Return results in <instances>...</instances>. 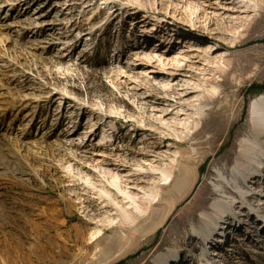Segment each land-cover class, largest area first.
I'll use <instances>...</instances> for the list:
<instances>
[{"label":"rangeland","instance_id":"obj_1","mask_svg":"<svg viewBox=\"0 0 264 264\" xmlns=\"http://www.w3.org/2000/svg\"><path fill=\"white\" fill-rule=\"evenodd\" d=\"M239 1L249 3L252 14L240 19L224 14L227 0L4 1L0 264H160L158 257L174 250L177 255L169 264H264V201L255 200L251 208L226 186L225 198H236L237 207L246 213L243 222L236 217L243 215L239 211L217 229L218 235L224 228L232 233L223 242L230 246L228 257H212L218 245L192 232L200 214L219 199L216 174L230 175L239 145L249 133L251 104L264 94V0L235 3ZM198 36L213 39L220 49L217 59L206 60L202 51L207 44L194 40ZM186 42H198L199 59L181 65H208L206 73L193 68L206 91L207 101L196 116L203 130L190 142L180 131L182 138L171 143L180 152L194 153V160L182 162L193 168L189 190L182 198L175 192L165 194L175 200L166 222L132 239L125 249L114 246L111 255L78 258V230L85 229L87 236L96 233L104 213L84 179L88 174L98 178L94 172L102 156L109 165L136 169L135 161L158 147L159 135L138 131L144 120L158 127L143 111L150 108L144 96L155 93L143 77L147 67L166 71L152 54L156 48L172 49L176 56L188 51ZM165 165L177 176L176 162ZM262 173L253 178L264 181ZM148 179L146 183H153ZM249 181L241 185L247 187ZM160 184L171 191L170 182ZM250 191L253 198L258 196ZM163 213L158 215L161 221ZM115 232L114 228L109 235ZM54 243L68 245L65 255L52 257ZM36 247L48 256L38 255Z\"/></svg>","mask_w":264,"mask_h":264},{"label":"bare ground","instance_id":"obj_2","mask_svg":"<svg viewBox=\"0 0 264 264\" xmlns=\"http://www.w3.org/2000/svg\"><path fill=\"white\" fill-rule=\"evenodd\" d=\"M4 1L6 0H0V12L5 8ZM249 5V3H244V1L235 3V0H227V5L222 10L224 14L240 19L252 14L253 10L251 11ZM231 6L233 9L230 8ZM12 7L11 9H13ZM2 26L4 25L0 24V30ZM187 38L189 37L185 36L184 40H187ZM194 40H203L207 44L204 51H202V55H204L206 60L210 61V59H217L219 57L220 49L216 48L217 45L212 42L213 39L198 36ZM197 43L194 42L192 44L186 42L188 45L187 53L183 51L176 56H172V49L165 51L163 46L156 48L152 52V54L159 57V62L166 67V71L156 69L155 67H147L148 69L145 71L143 77L145 80L144 85L155 93L144 96L143 100L147 101L146 103L150 108L143 109V111L145 110V114H148L158 127L151 128V125L148 126V123L146 124L144 119V121L141 120L142 122L138 119L136 120L141 123L138 131L149 136L159 135L161 137L159 139L160 143H157L158 147L152 151V154L141 155L140 159L135 161L136 169H127L129 166L126 164L115 165L112 163V165H109L107 164L108 160L102 156L103 158L98 160L99 165L96 167L97 171L94 172V175L98 176V178L95 179L90 174L86 176L84 184L91 193L97 196L101 204L104 205L102 208L104 213L103 218L97 223L100 227L96 233L87 236L88 233L85 229L78 230L76 241L79 246L76 255L78 258H88L92 255H94L93 257L98 255L102 256L104 252H106V256L108 254L111 255L114 246L120 247L121 250L125 249L132 239H136L137 236H141L149 231H154L166 222L167 217L173 211V207L171 206L172 197L167 199L165 194L175 192L181 195V193L189 190L190 183H192L194 178L193 168H189L182 164V162L186 158L188 162L194 160V153L189 152L185 154L183 151L180 152L178 145L171 143L173 139L181 136L180 131L183 132V137H186L187 142H190L203 130V123L199 122L196 116L203 110L207 101L204 95L206 91L202 88L201 80L198 81L196 79L198 74H196V71H193V68L197 67L206 73L208 72V65H202L201 61H198L196 64L192 63L191 66H188L189 64H184L185 67L181 65L185 61L199 59L196 55L199 53ZM192 54L194 55L193 57H191ZM182 82L184 86L177 88ZM202 82L205 83L207 80H202ZM215 92L217 93V90ZM59 96L65 99L67 98L66 94H59ZM251 108L249 133L242 139L239 145L236 161L231 169L230 175L227 176L225 171H219L216 174L217 178L214 182V189L219 199L211 205L209 211H204L200 214L198 225L192 229L195 237L202 238L209 245H218L216 249L210 252L212 257H215V255L216 257L217 255L220 257H228L231 254L230 246H226L227 243L225 245L224 243L232 233L228 228H224L226 231L223 229V232L218 235L217 229L220 230L222 228L225 224V219L229 220L230 216L239 211L240 213L243 211L237 207L239 203L236 198L234 200L225 198V196H228L226 186L233 188L238 193V196L243 199L241 202L247 203L249 207H251L252 202L256 203L258 201L262 203L264 201V181L263 179H256L258 176H262V172L264 175V94L253 100ZM148 117L146 116L145 118ZM125 118L127 119L128 117ZM167 142L168 144H166ZM170 161L177 163V176H174L175 172L173 169L170 170V166L168 170L167 167H164ZM255 175L258 176L253 178ZM148 178H151L153 183H146ZM243 180L245 182L251 181L247 182V187H243L241 185ZM160 182H170L169 185L172 187L171 191H166V188L163 187L164 184L161 185ZM250 189L255 190L258 196L253 198ZM168 194L167 197L169 196ZM182 197L181 195L180 198ZM174 202L172 201L173 206ZM160 212H164L163 214H165L162 221L158 216ZM242 213V216L236 217L237 219L240 218L243 222L246 213L245 211ZM138 216L141 218V221L138 220ZM125 225L131 226L132 231H125ZM114 228L116 232L112 237L109 235V231ZM67 246V244L54 243L49 252L55 258L63 256L68 251ZM36 252L41 257L48 256V252L40 247H36ZM254 254L258 253L254 252ZM176 255L175 250L171 252V255L170 253L162 254L158 257L157 262L160 264H169L171 258L176 257Z\"/></svg>","mask_w":264,"mask_h":264}]
</instances>
